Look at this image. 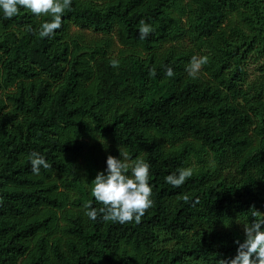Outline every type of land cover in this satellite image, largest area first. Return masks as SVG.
Segmentation results:
<instances>
[{"label":"trees","instance_id":"trees-1","mask_svg":"<svg viewBox=\"0 0 264 264\" xmlns=\"http://www.w3.org/2000/svg\"><path fill=\"white\" fill-rule=\"evenodd\" d=\"M44 19L0 15V264L234 256L264 217V74L248 73L264 70V0H73L47 38ZM194 55L209 60L192 78ZM32 152L50 164L38 175ZM119 152L150 164L153 204L139 222L90 221L93 179Z\"/></svg>","mask_w":264,"mask_h":264},{"label":"clouds","instance_id":"clouds-1","mask_svg":"<svg viewBox=\"0 0 264 264\" xmlns=\"http://www.w3.org/2000/svg\"><path fill=\"white\" fill-rule=\"evenodd\" d=\"M73 0H0V15L11 19L22 10L37 18L46 17L38 28L40 37L53 36L62 26V17L66 10H70ZM138 34L144 40L153 31L151 24L143 19L138 24ZM207 56H192L186 71L195 78L203 65L208 63ZM110 66L117 68L118 60H111ZM154 75L155 70L151 69ZM167 76L173 71L166 69ZM119 158L108 155L106 167L98 171L93 179L90 193L97 203L103 207L96 209L91 205L84 206V215L95 221L98 217L103 221L126 223L139 222L145 211L153 204L151 199L153 186L150 183V164L137 157L129 162L126 152H119ZM28 160L31 172L38 175L41 168L48 169L50 164L43 155L37 152L29 154ZM193 175L191 167H183L164 177L165 183L173 187H180ZM244 239L236 240V253L231 258L220 259L219 264H264V217L243 224Z\"/></svg>","mask_w":264,"mask_h":264},{"label":"rangeland","instance_id":"rangeland-1","mask_svg":"<svg viewBox=\"0 0 264 264\" xmlns=\"http://www.w3.org/2000/svg\"><path fill=\"white\" fill-rule=\"evenodd\" d=\"M249 79L252 81H256L261 78V75L264 74V70H261L259 63L250 65L249 68Z\"/></svg>","mask_w":264,"mask_h":264}]
</instances>
